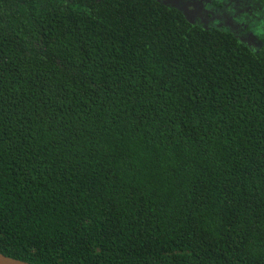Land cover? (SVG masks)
<instances>
[{"label": "trees", "instance_id": "1", "mask_svg": "<svg viewBox=\"0 0 264 264\" xmlns=\"http://www.w3.org/2000/svg\"><path fill=\"white\" fill-rule=\"evenodd\" d=\"M0 253L264 264V38L158 0H0Z\"/></svg>", "mask_w": 264, "mask_h": 264}, {"label": "rangeland", "instance_id": "2", "mask_svg": "<svg viewBox=\"0 0 264 264\" xmlns=\"http://www.w3.org/2000/svg\"><path fill=\"white\" fill-rule=\"evenodd\" d=\"M202 27L226 29L255 48L264 38V0H158ZM186 5V6H185Z\"/></svg>", "mask_w": 264, "mask_h": 264}, {"label": "water", "instance_id": "3", "mask_svg": "<svg viewBox=\"0 0 264 264\" xmlns=\"http://www.w3.org/2000/svg\"><path fill=\"white\" fill-rule=\"evenodd\" d=\"M0 264H33L16 258L8 257L0 253Z\"/></svg>", "mask_w": 264, "mask_h": 264}, {"label": "flooded vegetation", "instance_id": "4", "mask_svg": "<svg viewBox=\"0 0 264 264\" xmlns=\"http://www.w3.org/2000/svg\"><path fill=\"white\" fill-rule=\"evenodd\" d=\"M186 6V5H185ZM183 11V10H182Z\"/></svg>", "mask_w": 264, "mask_h": 264}]
</instances>
